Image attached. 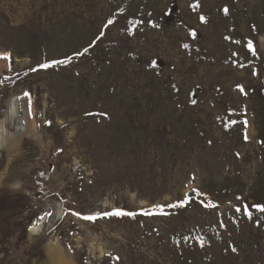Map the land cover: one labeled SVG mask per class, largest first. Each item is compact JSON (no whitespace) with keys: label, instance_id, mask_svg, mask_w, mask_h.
<instances>
[{"label":"rangeland","instance_id":"obj_1","mask_svg":"<svg viewBox=\"0 0 264 264\" xmlns=\"http://www.w3.org/2000/svg\"><path fill=\"white\" fill-rule=\"evenodd\" d=\"M0 53L41 137L0 151V264H264V0H0ZM113 208L152 214H70Z\"/></svg>","mask_w":264,"mask_h":264},{"label":"bare ground","instance_id":"obj_2","mask_svg":"<svg viewBox=\"0 0 264 264\" xmlns=\"http://www.w3.org/2000/svg\"><path fill=\"white\" fill-rule=\"evenodd\" d=\"M4 65V64H3ZM2 68V62L0 61V69ZM9 100L2 110L0 116V151L5 150L7 157L10 158L15 152H19L21 149V142L24 136H35L36 139H41L40 134L37 133L33 115L29 116L27 104L21 101L11 103ZM35 117V116H34ZM18 124V126H17ZM17 129L16 132L13 130ZM53 203H50L46 210L40 215L44 216L46 211H54ZM53 219L44 216L41 221L38 217L36 222L29 227V233L32 235L38 229L44 230L47 227V223L51 220H56L63 215V209L57 204ZM49 257L53 264H69L70 258H68L64 250L58 243L51 242L47 246Z\"/></svg>","mask_w":264,"mask_h":264},{"label":"snow or ice","instance_id":"obj_3","mask_svg":"<svg viewBox=\"0 0 264 264\" xmlns=\"http://www.w3.org/2000/svg\"><path fill=\"white\" fill-rule=\"evenodd\" d=\"M223 10H224L225 13L228 12V8L227 7H225ZM200 19H201V21H204L205 17L201 16ZM112 23H113V20L109 19L107 24L105 25V27H107L108 25H111ZM103 35H104V33L101 32L100 36H98L96 39L99 40ZM93 43H95V41ZM185 47H187V45H185ZM247 48L250 51H252L253 54H255L256 48H255L254 43L251 40H249L247 42ZM87 52H88V48H85L83 50V52H77V53H75V55L80 56V55H84ZM0 59L8 61V69L11 70V63H12L11 53H0ZM70 59L71 58L68 57V58H65L64 60H54V61H51L50 63L40 64L37 67L38 68H48V67H50L53 64H59V63H65L66 64V63L70 62ZM36 70H37V68L30 69V71H36ZM253 75H257V72L254 71ZM3 79L4 80H9L10 77L5 76ZM0 83H3V80H0ZM237 87L240 88L241 91H243V86L242 85H238ZM23 98H27L28 114H29V116H31L32 115V101H31L30 92H27V91L24 92L23 93ZM193 103H195V101H193ZM46 123L51 125V121H46ZM244 123H245V125H247V121L246 120L244 121ZM37 127H39V125H37ZM245 139L246 140L248 139L247 135H245ZM58 151H62V150H58ZM40 175L44 176V173H40ZM56 195H59V193H57ZM192 195L200 197V196H203L205 194L200 192L198 189H193L192 193L191 194L186 193L185 196H184L183 201H180L179 203L180 204H185V203L189 202L191 200ZM237 199H239V197H237ZM169 206L170 207H174L175 205H169ZM205 206L209 207V208H217L218 207V205L214 204V203H208ZM153 207L162 208L163 206L162 205H154ZM251 208H253V209L257 210V211H260V212H264V204H253L251 206ZM243 211L248 216V218H250V219L252 218V214L253 213H252L251 209L249 208V206L247 204L243 205ZM235 212H237V213L241 212V207H239V206L236 207L235 208ZM67 214H69V213H67V212L64 213V215H67ZM70 214L73 215V216H76L78 219H81V220H84V221L95 222L98 219L107 218V217H113V216H115V217H124V216L135 217L138 214L151 215L152 213L147 211V210H145V209H143V208L140 209L138 212L128 211V210L122 209V208H113L111 210L97 211V212H93V213H89V214H84V213H82L80 211H71ZM44 216H47V217L51 218V217L54 216V212L53 211H46L44 213ZM44 216H41L39 219L42 221L44 219ZM62 218L63 217H61V219ZM257 223H259V221H257ZM69 250H72L70 245H69ZM232 250L236 251V249L234 247H233ZM116 259L118 260L119 257H116Z\"/></svg>","mask_w":264,"mask_h":264}]
</instances>
